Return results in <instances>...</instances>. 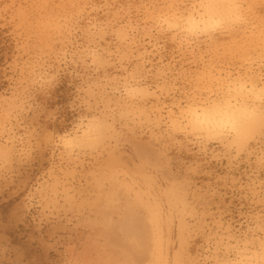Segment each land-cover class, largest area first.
Returning <instances> with one entry per match:
<instances>
[{
    "label": "clouds",
    "instance_id": "9594fccd",
    "mask_svg": "<svg viewBox=\"0 0 264 264\" xmlns=\"http://www.w3.org/2000/svg\"><path fill=\"white\" fill-rule=\"evenodd\" d=\"M0 264H264V0H0Z\"/></svg>",
    "mask_w": 264,
    "mask_h": 264
}]
</instances>
